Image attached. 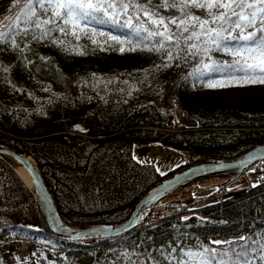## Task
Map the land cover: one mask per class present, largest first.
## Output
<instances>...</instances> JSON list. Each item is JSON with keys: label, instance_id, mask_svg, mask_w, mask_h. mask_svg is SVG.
<instances>
[{"label": "trees", "instance_id": "obj_1", "mask_svg": "<svg viewBox=\"0 0 264 264\" xmlns=\"http://www.w3.org/2000/svg\"><path fill=\"white\" fill-rule=\"evenodd\" d=\"M11 4L12 0H0V21L15 13L9 11ZM92 27L126 34L109 25ZM78 43L86 46L85 55L50 42H32V51L26 53L32 64L27 67L17 52L0 45V62L10 66V79L23 89L14 91L0 82V143L35 159L67 224L121 222L145 192L175 171L208 159L234 158L264 144V85L208 88L204 86L208 80L223 82L224 77L218 73L189 77L198 62L191 57L155 70L164 62L157 52L121 53L119 45L100 50L86 37ZM212 55L217 61L231 60L222 52ZM145 70H150L147 79ZM92 73L113 83L93 87ZM82 78L88 83H78ZM178 110L196 124H180ZM152 142L189 153L193 159L160 175L153 163L133 157L134 145L144 149ZM237 176H216L226 180L212 182L215 192ZM203 179L169 194L189 190L187 195L157 202L147 219L127 235L66 240L49 231L33 192L0 158V264H21L25 257L28 264H170L165 256L172 248L177 249L172 255L178 260L181 249L195 251L212 240L264 233V179L231 198L202 204L207 196L192 192L207 187L200 184Z\"/></svg>", "mask_w": 264, "mask_h": 264}, {"label": "snow or ice", "instance_id": "obj_2", "mask_svg": "<svg viewBox=\"0 0 264 264\" xmlns=\"http://www.w3.org/2000/svg\"><path fill=\"white\" fill-rule=\"evenodd\" d=\"M13 9L16 10L13 15L0 21V45L17 52L26 67L32 64L26 55L32 51V42H50L66 52L85 55L86 46L78 41L86 37L100 50L119 45L121 53L157 52L164 62L156 65L155 70L171 67L176 61L186 62L191 57L198 62L189 77L201 79L213 73L224 77L223 82L208 80L204 84L208 88L264 85V0H159L158 3L154 0H12L9 11ZM193 10L202 11L203 15ZM169 11L176 15L163 14ZM95 24L125 30L126 34L113 35L92 27ZM214 52H222L231 60L217 61ZM149 71L145 70V79ZM10 72V66L0 62V82L14 91H23L12 82ZM91 79L95 81L93 87L113 83L95 73ZM78 83L88 81L82 78ZM131 94L129 91L128 95ZM26 163L34 173V166ZM156 170L165 175L159 167ZM176 252L172 248L165 256L170 264L172 261L175 264H264V233L240 236L237 240H212L195 251L181 249L178 260L172 255ZM16 259L21 262L20 257ZM28 259L25 257L21 264H28ZM148 259L152 257L149 255Z\"/></svg>", "mask_w": 264, "mask_h": 264}, {"label": "water", "instance_id": "obj_3", "mask_svg": "<svg viewBox=\"0 0 264 264\" xmlns=\"http://www.w3.org/2000/svg\"><path fill=\"white\" fill-rule=\"evenodd\" d=\"M80 129V127H75ZM0 154L12 157L26 169L33 181L31 188L37 197L40 211L46 220L48 229L63 239H89L97 237H122L126 232L138 227L141 219L147 217L156 201L165 197L176 188L190 184L200 177L216 174H241L252 165L264 160V144L251 148L247 152L230 159L220 158L197 162L173 175L164 178L152 186L135 204L130 216L120 224H97L86 228H75L65 223L59 215L54 198L30 155L20 152L12 146L0 143ZM249 157H253L249 160ZM34 166V173L28 164ZM37 178L39 183L37 184ZM24 180V179H23ZM76 237V238H74Z\"/></svg>", "mask_w": 264, "mask_h": 264}, {"label": "rangeland", "instance_id": "obj_4", "mask_svg": "<svg viewBox=\"0 0 264 264\" xmlns=\"http://www.w3.org/2000/svg\"><path fill=\"white\" fill-rule=\"evenodd\" d=\"M175 117H176L177 121L180 124H182V125L191 126V125L196 124V120L194 118L185 115L180 110L176 111ZM188 154L189 153H187V154L183 153L182 151H180L178 149L164 146V145H162L159 142L149 143L144 149H141L138 145H134V147H133V157H135L136 160H138L139 162H142V163H153L156 167H159L160 170L162 172H164L165 174L171 172L173 169H176L177 165L190 163L193 158L190 155H188ZM6 156L7 155L0 154V158H2L4 161H6L8 163L15 170V172L21 178V180L23 181V178L21 177L20 173L17 171L16 167L6 158ZM7 157H9V156H7ZM30 157H31L32 161L34 160V162H36L35 159L31 155H30ZM11 159H13V158L11 157ZM208 160H211V159H208ZM36 165H37V163H36ZM185 168H187V167H185ZM185 168H183V169H185ZM183 169H180V170H183ZM253 169H255V170L253 171ZM180 170H177V171H180ZM177 171H175V172H177ZM174 173H172V174H170V175H168L166 177H169V176L173 175ZM218 175H220V174L208 175V176H204V177L198 178V179L204 178L203 181H200L201 182L200 184L202 186H207V187H205L203 189H200V190H197V191H194L192 193L194 195H196V196H207V198L205 199V201L202 202V204H212V203H215V202L223 201L224 199L233 197L234 195H236L242 189H247L249 187H252L253 185L259 184L263 180L262 177H264V163L260 164L257 167H255V166L254 167H250L247 170H245L244 172H242L241 174H235V175H238L235 179H233L232 181L228 182L227 185H225V188L219 189V190H217L215 192L217 187L212 185V182H217V181L218 182H223V181L226 180V178L216 177ZM209 176H212V178H205V177H209ZM198 179H195V180H198ZM25 184L33 192L31 187L28 186L27 183H25ZM190 184H187V185H190ZM187 185H185V186H187ZM194 187H196V186L192 185V188H194ZM176 189H174V190H176ZM147 192H145L143 195H145ZM171 192H169L165 197H163V198L159 199L158 201H156L154 203V205L157 202H159L160 200H162L164 198H167L169 196L178 197L182 193L187 195L190 191L189 190H186L184 192L183 191H179L178 193H176L174 195H172V194L169 195ZM213 192H215V193L213 194ZM33 194H34V192H33ZM34 196H35V194H34ZM35 198L37 199L36 196H35ZM202 204L199 205V206L197 205V206L200 207V206H202ZM154 205L150 209L149 214H150L151 210L153 209ZM195 206H193V207H195ZM195 208H197V207H195ZM42 217L44 219V216H42ZM147 217H144L143 219L140 220V222L138 224V227L141 224V222H143L144 220L147 219ZM125 220H123L121 222H118V223H109V224H120V223L124 222ZM45 222H46V220H45ZM93 225H97V224L71 225V226H74L75 228L81 229V228H86V227L93 226ZM138 227H136L135 229H137ZM135 229L126 232L125 234H123V236L133 232ZM97 238H118V237H97ZM89 239H96V238H89ZM66 240H86V239H66ZM26 244L30 245L31 242L30 241H26Z\"/></svg>", "mask_w": 264, "mask_h": 264}, {"label": "bare ground", "instance_id": "obj_5", "mask_svg": "<svg viewBox=\"0 0 264 264\" xmlns=\"http://www.w3.org/2000/svg\"><path fill=\"white\" fill-rule=\"evenodd\" d=\"M6 158L16 167L17 171L20 173L21 177L24 179L23 181L27 183L31 188L33 187V181L29 174V172L24 169L19 163L15 162L13 159L6 156Z\"/></svg>", "mask_w": 264, "mask_h": 264}]
</instances>
